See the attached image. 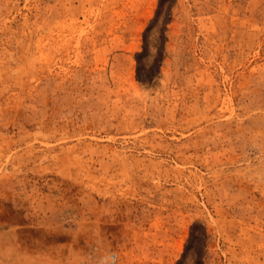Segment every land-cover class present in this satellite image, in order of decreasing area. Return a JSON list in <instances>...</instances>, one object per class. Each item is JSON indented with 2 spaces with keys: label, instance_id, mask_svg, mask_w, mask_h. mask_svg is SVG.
<instances>
[{
  "label": "rangeland",
  "instance_id": "obj_1",
  "mask_svg": "<svg viewBox=\"0 0 264 264\" xmlns=\"http://www.w3.org/2000/svg\"><path fill=\"white\" fill-rule=\"evenodd\" d=\"M0 264H264V0H0Z\"/></svg>",
  "mask_w": 264,
  "mask_h": 264
}]
</instances>
